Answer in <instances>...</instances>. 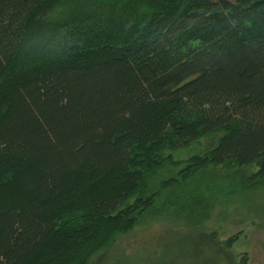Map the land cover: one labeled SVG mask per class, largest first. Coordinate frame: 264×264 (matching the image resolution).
Instances as JSON below:
<instances>
[{
    "label": "trees",
    "instance_id": "trees-1",
    "mask_svg": "<svg viewBox=\"0 0 264 264\" xmlns=\"http://www.w3.org/2000/svg\"><path fill=\"white\" fill-rule=\"evenodd\" d=\"M214 134L169 180L264 174V0H0V264H92Z\"/></svg>",
    "mask_w": 264,
    "mask_h": 264
},
{
    "label": "rangeland",
    "instance_id": "rangeland-1",
    "mask_svg": "<svg viewBox=\"0 0 264 264\" xmlns=\"http://www.w3.org/2000/svg\"><path fill=\"white\" fill-rule=\"evenodd\" d=\"M218 135L165 152V164L146 175L145 194L156 193L154 205L92 264H264V174L255 165H210L186 181L169 180L179 177L181 166L168 156L180 161L201 155ZM167 201L177 207L166 210Z\"/></svg>",
    "mask_w": 264,
    "mask_h": 264
}]
</instances>
